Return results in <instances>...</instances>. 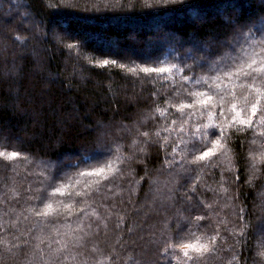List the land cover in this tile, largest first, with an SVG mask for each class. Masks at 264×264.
Segmentation results:
<instances>
[{
	"label": "trees",
	"instance_id": "16d2710c",
	"mask_svg": "<svg viewBox=\"0 0 264 264\" xmlns=\"http://www.w3.org/2000/svg\"><path fill=\"white\" fill-rule=\"evenodd\" d=\"M0 7V152L20 153L0 158V264H74L77 250L87 264H184L169 245L213 236L196 264H264V96L251 113L264 78L210 67L237 32V65L264 56V0ZM46 204L54 214L37 215ZM76 221L84 245L50 262L37 231Z\"/></svg>",
	"mask_w": 264,
	"mask_h": 264
},
{
	"label": "snow or ice",
	"instance_id": "6c2138e0",
	"mask_svg": "<svg viewBox=\"0 0 264 264\" xmlns=\"http://www.w3.org/2000/svg\"><path fill=\"white\" fill-rule=\"evenodd\" d=\"M167 2V0H165V3ZM234 23V21H233ZM249 32H251V29H249ZM244 36L245 41H247L248 36L247 34H244L242 32H237L231 42L229 41H221L220 42V47L221 48H226L229 49L228 52H223L221 54L220 60L216 61L214 64L210 65V67H221L222 69H227V71L225 72L226 75L228 76H232L235 75L237 79H240L241 77L248 79L251 78L254 82L257 79L260 78H264V56H258L257 53L253 52L252 56L253 58L249 61V62H245L243 64V66L237 65L236 64V60L237 59H242V55L241 54H237V56L232 57L231 53L232 51L235 49V45L237 43H239L240 41V37ZM254 35V34H253ZM257 41L253 40V44H256ZM259 43L264 44V39H261L259 41ZM71 47V46H69ZM212 48V42H209V44L204 46V49H208L211 50ZM262 51H264V49H262ZM241 53H244L243 48H241ZM214 54V53H213ZM226 57H230L231 58V63H225L224 60ZM200 61H204L205 63L208 62V55L205 54L203 56L197 57L194 59V62L199 63ZM103 64H108V60H104L102 62ZM113 63H115V61H113ZM171 67H176V65H171ZM131 70V69H130ZM142 71L145 73H151V72H157V73H164L166 71H170V68H165V67H159V68H149V67H143ZM185 79H188L187 77H185ZM195 83L199 84L200 83V78H197L195 80ZM257 93L259 94L257 97V103H253L251 105V113L252 116L256 115L257 112V107H258V103H259V96H264V90L257 88L256 89ZM199 95H203V94H199ZM212 97H208L206 100L205 99H201L199 101H197V103L199 104H204L206 105L208 103V100H211ZM223 102V97H221V103ZM183 107V105H181V108ZM188 107H191V105H188ZM232 108L235 109L236 105L233 104ZM221 111L223 112V109H221ZM237 119H239V123L241 125H247V126H251L252 125V118L251 116H249L247 119L243 118L240 116V113L237 112L235 116H233L232 120L233 122L237 121ZM262 122H264V120H262ZM221 133H223V129H221ZM144 135H147V133H144ZM157 135H159V133H157ZM221 139H223V135H221ZM217 145H219L220 147H223V145L220 144V141H216L215 142ZM214 150L212 148H207L206 151L202 152L200 154V156L198 157V159L200 160H204L212 155H214ZM20 156V153L16 152V151H12L9 154H5L4 152H0V158L3 159H8V160H14L16 158H18ZM76 167H79V165H76ZM103 169H100V172H103ZM102 179H107V176H103ZM56 192H60L59 188L55 189ZM80 193H78L79 195ZM70 195V194H69ZM241 211H243V209H241ZM53 210H52V205L51 204H46L45 205V211L43 213L38 212L37 215H44V216H49L52 215ZM69 215H71V212H69ZM200 219V218H198ZM214 241H215V236H213L211 238V241H204V242H200V241H195V242H189L186 244H181V245H169V247H181L183 248V258H184V264H196V261H198L199 259L203 258L206 254H208L209 252L214 251ZM66 247V245H65ZM165 253L168 252V248H165L163 250ZM258 255L264 256V251H261L260 253H258ZM232 259H236V257L234 256Z\"/></svg>",
	"mask_w": 264,
	"mask_h": 264
},
{
	"label": "rangeland",
	"instance_id": "374dc122",
	"mask_svg": "<svg viewBox=\"0 0 264 264\" xmlns=\"http://www.w3.org/2000/svg\"><path fill=\"white\" fill-rule=\"evenodd\" d=\"M2 5V4H1ZM1 10V7H0ZM134 43H136V39H132ZM94 214V213H93ZM95 215V214H94ZM46 222V221H45ZM44 231H37V235L44 241L46 247H50V245H55L57 251H52L48 253V260L50 262H54V259L58 258L61 251H68L71 252L76 247L84 245V236L88 234L84 224L82 225L81 222L76 221L74 224L69 225L68 223H59L54 224L51 223L49 226L45 223L43 225ZM92 228H89V230ZM83 241V242H82ZM76 242V243H75ZM75 243V244H74ZM186 244V243H183ZM66 245V247H65ZM181 253H183V248L179 247ZM77 250L73 252L74 255L71 256L73 258L74 264H87V261H84L82 256V252ZM82 257H81V256ZM82 259H77V257Z\"/></svg>",
	"mask_w": 264,
	"mask_h": 264
}]
</instances>
